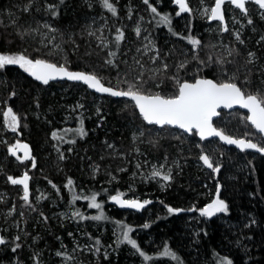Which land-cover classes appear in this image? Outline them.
I'll return each instance as SVG.
<instances>
[{
    "label": "trees",
    "instance_id": "trees-1",
    "mask_svg": "<svg viewBox=\"0 0 264 264\" xmlns=\"http://www.w3.org/2000/svg\"><path fill=\"white\" fill-rule=\"evenodd\" d=\"M203 1L211 5L215 0ZM109 2L115 15L101 0H0V53L94 74L105 86L118 90L139 81L137 87L149 95L169 97L176 94L178 83L199 78L220 83L231 77L246 94H264V17L253 4L247 5L246 15L235 9L225 13L235 16V22L226 19L227 30L220 33L214 23L207 24L195 14L177 15L179 10L170 0ZM161 16L169 22H161ZM96 21L101 26L99 36L91 26ZM47 28L55 37V52L31 41L32 32L44 33ZM118 29L124 35L117 45ZM144 31L156 50L155 58L141 51ZM190 39L199 44L193 46ZM58 49L63 52L56 53ZM151 61L157 66L163 61L167 69H158L155 75L138 73L136 63ZM5 108H11L19 120V137L7 138V144L19 140L29 145L37 161L30 196L43 195L37 204H26L33 215L23 226L0 231L5 241L0 264H56L51 253L62 245L71 246L68 233L76 231L72 224L62 223L57 212L73 206L81 218L84 207L78 204L87 206L94 194L105 218L74 224L95 247L111 249L104 256L89 255L87 264H137L141 259L144 264H264V154L202 141L195 133L147 126L127 100L98 97L74 83L42 86L15 65L0 69V125ZM243 114L222 112L214 126L232 137L260 139L264 145ZM138 130L143 135L136 137ZM1 139L0 129L4 180L16 177L19 167L6 157ZM202 154L210 157L217 173L200 166ZM140 158L164 163L170 177L167 186L160 188L152 181L136 185L134 194L149 202L141 213L108 210L107 199L128 196L124 191L132 182V167L125 163ZM0 190L20 204L14 188L1 181ZM214 197L226 203L227 213L192 219ZM169 207L195 210L169 213ZM129 226H138L131 238L149 260L118 240L120 231ZM165 246L177 259L161 255Z\"/></svg>",
    "mask_w": 264,
    "mask_h": 264
},
{
    "label": "snow or ice",
    "instance_id": "snow-or-ice-1",
    "mask_svg": "<svg viewBox=\"0 0 264 264\" xmlns=\"http://www.w3.org/2000/svg\"><path fill=\"white\" fill-rule=\"evenodd\" d=\"M101 2L102 5L113 15L116 14V9L109 2V0H101ZM144 2L147 4L148 0H144ZM175 2L179 6V12L177 15L181 12L189 11L185 0H175ZM253 2L256 3L259 8L264 9V0H253ZM224 3L225 0H215L214 6L205 10L206 14L210 12V20H219L223 24L224 17L222 14V5ZM230 3L241 12L246 13L247 9L245 7V0H230ZM151 11L155 13L156 9L151 8ZM160 20L164 23L169 22L168 17L166 16H161ZM249 23H251V21H249ZM224 30L226 31L227 28L225 27ZM117 32L118 34L115 37V41L118 45L124 34L119 29ZM237 40H239L238 35ZM189 42L193 46L199 44V41L195 39H190ZM109 55L114 56L115 53H109ZM106 62L111 64V60ZM7 65H18L35 80L40 81L45 85L48 84L50 80L66 78L71 81H80L89 89H92L97 93H106L113 97L128 98L134 102V106L138 110L140 116L148 124L159 125L161 127L166 125L172 126L187 133H193V130H195V134H198L201 140H205L210 137H218L223 143L235 145L240 151L251 149L264 154V145H258L250 140L233 138L213 126L212 119L219 114L217 109L221 107L230 109L234 105H239L241 108L247 109V122L251 124L257 133L264 136V94H246L240 87L237 86L235 82H233L235 77H231L227 82L220 83L214 82L210 79H196L194 83H178L176 94L165 97L160 94H145L137 87L139 81L129 84L127 90H118L113 87L104 86L101 79L94 74L70 72L64 66H57L56 64L49 63L41 59L33 61L24 55H0V69ZM164 68L166 70L167 66L165 65ZM3 115L6 126L12 131H16L18 118L13 113L12 109L9 108L3 113ZM80 131L83 135V130L81 129ZM14 148H22L24 150V158H30L27 145L17 144ZM14 148H9V152L12 155L16 154ZM199 159L202 161L204 166L212 169L213 172L219 171L217 167L213 166V163L208 155L202 154ZM151 175L153 177L159 176L165 182L170 179L168 175H162L158 170H153ZM29 179L30 177L27 174H24L23 177L19 179L9 177V180L13 185L23 186L24 194L22 198L26 203L29 199ZM71 184L72 181L69 180L68 185L70 186ZM78 198L79 197L76 196L73 197V199ZM85 199L89 198L85 197ZM111 200L122 208H133L137 210L143 208L144 204L149 203L148 201L140 203L136 200H124L121 198L120 194L112 196ZM88 207L93 209L101 208V204L96 201L95 194L90 197ZM168 211L169 213H172L178 210H174L169 207ZM222 212H227V205L223 200L217 198L213 200L211 204L201 209L200 215L211 217L216 213ZM75 215L80 214L77 212ZM104 218L105 217L102 212L99 215L88 217V219L97 221ZM144 227H148V225H145ZM129 231H131V229L123 232V240L121 242H127L132 246V248L136 249V251L139 252L146 261L149 260L150 257L146 256L138 248L135 241L129 238ZM4 242L5 241L3 239H0V244H3ZM98 243L99 241H97V244ZM161 255L170 257L174 260L177 259L175 255L169 251L167 246H165ZM224 264H231V262L225 261Z\"/></svg>",
    "mask_w": 264,
    "mask_h": 264
},
{
    "label": "rangeland",
    "instance_id": "rangeland-1",
    "mask_svg": "<svg viewBox=\"0 0 264 264\" xmlns=\"http://www.w3.org/2000/svg\"><path fill=\"white\" fill-rule=\"evenodd\" d=\"M185 1H186V4L188 5V8H189V11H187V12L195 14V16L199 17L201 20H204L207 24L214 23V22H210V19H209L210 12H208L207 14L205 13L206 9H210L213 6L214 1L211 5L208 4L207 2H204L203 0H194L196 2L190 1V0H185ZM171 6H173V4H171ZM255 8L258 9V14H260L261 16L264 17V9H261L258 7H255ZM246 9H247L246 13L245 12H239V14L240 13H241V15L248 14L249 13L248 6L246 7ZM232 10H233V7L229 4L224 9V12L230 14ZM225 16H226V14H225ZM226 19L231 20L232 24L235 22V20H234L235 16H233V15H230L229 17L226 16ZM214 24H215L214 29L216 28V30L219 31L220 33L225 32L224 28L225 27L227 28V26L221 27V25L218 22H215ZM91 26H92L93 33H95L96 36H99L101 34V32H99V31H101V26L98 23V21H96V23L93 22ZM44 30H45L44 33L32 32L33 35H32L31 41L33 43L39 44L40 46H42L46 49L50 48L53 52H55L56 51L55 47H57V46H55L56 44H53L55 37L49 28H47V30L46 29H44ZM144 33H145V31H144ZM96 39H98V38H96ZM142 42H144V44H143V46H141L142 47L141 51L144 54V56L149 57V55H152L153 58L157 57L156 50L153 47V44H151V41L149 40V34L148 33H145V35L142 38ZM97 43H100V42H97ZM61 52H63V50L58 49L56 53H61ZM0 55H16V54L0 53ZM15 66L20 68L18 65H15ZM164 66H165V64L163 61H161L160 65H158V66H157V64H154L152 61L150 63L147 62L146 65H144V63L142 62V66L140 63H136V65H135V67L139 69L138 73H143L144 71H150L149 74H151V75H155V73L158 71V69L161 70L164 68ZM7 110H8V108H5L1 114V125H0L1 135H2L1 145L6 146L5 154H6V157H9V158L12 157V165L19 167L17 169L18 170L17 176L12 177V178L19 179V178H22L24 174H27L30 177L29 182H28V186H29L28 202L31 201V202H33V204H37L39 202V198L42 197L43 192L36 193V195H34L33 197L30 196V194H31L30 193V187H31V183H32L33 178H34L35 169H37V161H36V158H34L32 156L31 149H30L29 145H27L26 143L21 142L19 140H14V142L12 144H7V138L11 139V138L19 137V135L17 134L18 126H19V120H18L16 131H12L5 124V118H4L3 113ZM243 116L246 120V115L243 114ZM158 129H161V128H158ZM217 129H218V127H217ZM156 133H157V131H156ZM139 135L140 136L143 135V132L140 130H138L136 137H138ZM241 138L245 139V137H241ZM253 142L258 144V145H261L260 139L258 141H253ZM17 144L28 146V152H29V156H30L29 159L24 158V150L22 148L21 149H15L14 148V146H16ZM9 148H14L16 154L12 155L9 152ZM33 162H34V166H33ZM199 164L201 167L210 169V168L204 166L201 160L199 161ZM125 165H131V167H132V169H131L132 173L129 175V178L132 182H131V184L128 185L127 188H125V191H124L125 193L128 194V196L127 195L124 196V195L120 194L122 198H124L126 200H139V201L144 202L147 200L140 197V195L134 194L137 190L136 185H138V184L143 185V183L146 185V183H148L149 181H152L153 183L154 182L157 183L158 187H160V188H165L167 186V182L162 180L159 176L153 177L151 175L153 170L160 171L162 175H168V171H167L164 163H162V162L152 163L148 159L145 160V159L140 158L137 160H135V159L132 160L131 163L126 162ZM0 169H1V167H0ZM1 181H2V184L4 182L5 185H8L9 187H12L15 189L16 194H17V198L19 199L20 204L16 205L15 200L12 199V197L10 196V194L7 191H5V190L1 191L0 190V222H1V224H3V226H0V231L6 232V230H8V228H11V227L14 228V230H17L18 226L19 225L23 226L22 225L23 221H25L29 217H31L33 215V213L30 211L29 208L26 207V204L28 202L26 203L24 201V199L22 198L23 194H24L23 193V186L22 185H13L10 182L8 176L4 180L2 178H0V182ZM5 199H12V200L10 203H6V204L4 203L3 204V201ZM215 199H217V198L214 197L209 204H211L213 202V200H215ZM106 203L108 204L107 207H109V208H107L108 210L114 209L113 206L109 205V199H107ZM146 205H148V203ZM206 206H204L203 208H205ZM78 207L82 208V209L84 207V209H83V212L85 213V215H83L84 218H80V216L75 215L77 213V211L73 208V206H68L65 210H63L61 212H57L61 222L67 223V224H72L73 228L76 231L68 233V237L70 239L71 246L62 245L56 251H53L51 253L50 257L56 258V260H57L56 264H87L85 262V260H89V257H88L89 255H92L93 257L96 258L98 253H102L104 256V255H107V253H109L108 249H111L109 246H103V245L102 246L98 245V247H95L94 243L90 242L89 239L84 237L83 233L79 229L80 226L74 224V223H77L78 221H80V219H86V220H90L93 222L94 221L98 222L97 220L88 219V217L99 215L101 212L103 213V206L101 205L100 209H93V208H89L88 205L83 206L81 204H78ZM200 210L197 211L196 215L194 217H192V219L194 218V220H196V219H198V217L199 218H210L209 216H201ZM226 213L227 212L216 213L213 216H221V215H225ZM213 216H211V217H213ZM92 224H94V223H92ZM136 228H138V226H135V227L129 226L124 230L122 229L120 231V236H119L118 240L120 242L123 240V232L127 231L128 229H131V231L128 232V235H129V238L132 240L131 235H132L133 231L136 232ZM137 233L138 234L142 233V230H138ZM124 243L128 244L127 242H124ZM137 264H144V261L141 259L138 261Z\"/></svg>",
    "mask_w": 264,
    "mask_h": 264
},
{
    "label": "water",
    "instance_id": "water-1",
    "mask_svg": "<svg viewBox=\"0 0 264 264\" xmlns=\"http://www.w3.org/2000/svg\"><path fill=\"white\" fill-rule=\"evenodd\" d=\"M171 2H172V4L179 10V6L176 4V2H175V0H170ZM186 2V1H185ZM228 3H230V0H225V3L222 5V14H223V17H224V13H223V10H224V6L226 5V4H228ZM248 3H251V4H254V5H256V6H258L256 3H254L253 2V0H245V7H246V4H248ZM214 4H215V1H214ZM214 4H213V6H214ZM232 5V4H231ZM232 7L233 8H235L234 7V5H232ZM259 7V6H258ZM236 10H238V11H240L239 9H237V8H235ZM241 12V11H240ZM211 22H218V23H220V25L222 26V27H225V25H226V19H225V17H224V22H223V24L219 21V20H210ZM68 70V69H67ZM68 71H70V72H82V71H73V70H68ZM83 73H86V72H83ZM86 74H89V73H86ZM29 75V74H28ZM29 77L32 79V80H34V81H36L39 85H42V86H45V84H43V83H41L40 81H37V80H35L33 77H31L30 75H29ZM199 79H208V78H199ZM210 80H212V79H210ZM212 81H214V80H212ZM195 82V80L193 81V82H189V83H194ZM215 82V81H214ZM50 83H74V84H78V85H80V86H83V87H85L89 92H91L92 94H94V95H96V96H98V97H108V98H111V99H116V100H127V101H129V102H131L133 105H134V102H132L131 100H129L128 98H125V97H113V96H111V95H108V94H102V93H97V92H95L94 90H92V89H89L84 83H82V82H80V81H71V80H68V79H55V80H50L49 81V83L48 84H50ZM48 84H46V85H48ZM105 86V85H104ZM107 87V86H106ZM135 107V106H134ZM136 109V108H135ZM136 111H137V113H138V115L140 116V114H139V112H138V110L136 109ZM232 111H240V112H242V113H244L245 115H246V117H247V115H248V112H247V109H244V108H241L239 105H234L232 108H230V109H228V108H223V107H221V108H219V109H217V112L219 113L217 116H215V117H213V119H212V123H213V126H214V122L220 117V115H221V113L222 112H227V113H229V112H232ZM141 117V116H140ZM141 119H142V121L144 122V124H146L147 126H155V127H157V128H162L161 126H159V125H154V124H148L146 121H144L143 120V118L141 117ZM249 125L251 126V124L249 123ZM163 127H167V128H170V129H174V130H178V131H181L182 133H184V134H186V135H190V134H192V133H187V132H184L183 130H180V129H177V128H174V127H172V126H163ZM215 127V126H214ZM252 127V126H251ZM216 128V127H215ZM253 128V127H252ZM254 129V128H253ZM219 130V129H218ZM254 131L256 132V130L254 129ZM193 133H195V130H193ZM257 133V132H256ZM257 134H259V133H257ZM260 135V134H259ZM196 136H197V138L198 139H200V137H199V135L198 134H196ZM261 136V135H260ZM232 137V136H231ZM233 138H236V137H233ZM261 138H262V140L264 141V136H261ZM237 139H242V138H237ZM201 140V139H200ZM211 140H216V141H218V142H220L222 145H224L225 147H227V148H233V149H235V150H237V151H240L235 145H228V144H225V143H223L222 141H220L219 140V138L218 137H210V138H208V139H205V140H202V141H211ZM240 152H248V153H253V154H257V155H263V154H261L260 152H256L255 150H251V149H249V150H245V151H240ZM122 198V197H121ZM122 199H124V198H122ZM124 200H126V199H124ZM136 201H138V202H140V203H143L142 201H139V200H136ZM109 204L111 205V206H113L114 208H116V209H118V210H120V211H124V212H133V213H141L146 207H145V204H144V207L143 208H141V209H139V210H137V209H133V208H122V207H120L119 205H117V204H115L111 199L109 200ZM179 212H183V211H185V212H188L189 214H192L193 213V209H189V210H187V209H177ZM0 239H3V237H2V235H1V233H0ZM5 243V242H4ZM4 243L3 244H0V246H3L4 245Z\"/></svg>",
    "mask_w": 264,
    "mask_h": 264
},
{
    "label": "flooded vegetation",
    "instance_id": "flooded-vegetation-1",
    "mask_svg": "<svg viewBox=\"0 0 264 264\" xmlns=\"http://www.w3.org/2000/svg\"><path fill=\"white\" fill-rule=\"evenodd\" d=\"M231 5V3H228V4H226L225 6H227V5ZM248 4H251V3H248ZM248 4H246V7H247V5ZM254 5V4H253ZM225 6H224V8H225ZM232 6V5H231ZM255 7H258V6H256V5H254ZM259 8V7H258ZM233 9H235V8H233ZM236 10V9H235ZM238 11V10H237ZM223 13H224V17H225V19H226V16H225V12H224V10H223ZM211 22V21H210ZM220 24V23H219ZM222 27V26H221Z\"/></svg>",
    "mask_w": 264,
    "mask_h": 264
}]
</instances>
